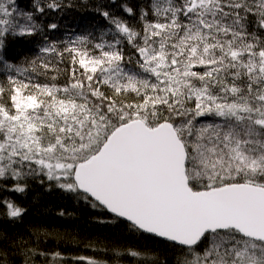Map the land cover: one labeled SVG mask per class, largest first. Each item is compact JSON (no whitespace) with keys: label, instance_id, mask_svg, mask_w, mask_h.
Wrapping results in <instances>:
<instances>
[{"label":"snow or ice","instance_id":"snow-or-ice-1","mask_svg":"<svg viewBox=\"0 0 264 264\" xmlns=\"http://www.w3.org/2000/svg\"><path fill=\"white\" fill-rule=\"evenodd\" d=\"M111 5L135 23L99 5L110 27L14 62L9 37L42 34L37 13L72 5L0 0V181L17 193L54 182L178 248L176 264H264V0ZM0 207L13 221L25 211ZM29 253L46 255L23 251L24 264ZM115 256L149 264L134 249Z\"/></svg>","mask_w":264,"mask_h":264},{"label":"trees","instance_id":"trees-1","mask_svg":"<svg viewBox=\"0 0 264 264\" xmlns=\"http://www.w3.org/2000/svg\"><path fill=\"white\" fill-rule=\"evenodd\" d=\"M18 2L21 8L31 10L33 0ZM40 2L44 3L45 0ZM130 2L140 4L146 0ZM62 3L71 4L72 7L57 11L46 9V14L37 13V19L44 28L42 34L38 32L31 37L8 38L5 52L10 61L20 62L23 57H44L45 54L39 51L41 47L56 43L59 48H63L66 41L84 33L90 24L110 27L95 11V7L99 5L111 7L117 15L135 23L121 8L112 7L111 0H62ZM119 3L120 0H117V4ZM53 22L58 27L56 30H49L47 25ZM95 35L98 37L100 33L97 31ZM124 47L126 55H134V50L127 45ZM59 67L70 70L71 65L65 59ZM5 71L0 68V73ZM66 79L67 72L58 82ZM13 183L11 180L0 181V201L10 200L25 211L21 218L13 221L2 215L3 208L0 207V251L6 252L7 264H24L26 257L23 251L29 249L46 255L29 253L31 258L28 259V264H87V260L76 259L81 256L93 259L97 264H116L115 253L128 249L141 252V259L148 260L149 264H153V259L155 264H176L180 255L178 248L148 235L130 231L126 223L111 217L101 208L92 207L78 198L77 194L55 187L54 182H51L53 186L48 191L46 188L50 182L45 180L41 184L30 178L25 193L9 191ZM55 253L60 255L54 259ZM119 259L121 264H135L128 257Z\"/></svg>","mask_w":264,"mask_h":264},{"label":"water","instance_id":"water-1","mask_svg":"<svg viewBox=\"0 0 264 264\" xmlns=\"http://www.w3.org/2000/svg\"><path fill=\"white\" fill-rule=\"evenodd\" d=\"M106 211V210H105ZM107 212V211H106ZM108 213V212H107ZM108 215H110L111 217H113V214H110V213H108ZM114 218V217H113ZM144 235H148V234H144ZM148 236H150V237H152V238H155L156 240L158 239V240H160V241H162V242H165V243H169V242H167V241H165V240H163V239H161V238H158V237H154V236H151V235H148ZM170 244V243H169Z\"/></svg>","mask_w":264,"mask_h":264}]
</instances>
